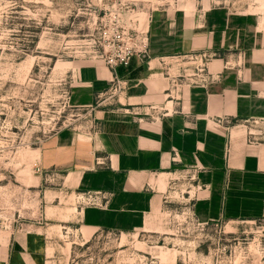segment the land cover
<instances>
[{
    "label": "crops",
    "instance_id": "obj_1",
    "mask_svg": "<svg viewBox=\"0 0 264 264\" xmlns=\"http://www.w3.org/2000/svg\"><path fill=\"white\" fill-rule=\"evenodd\" d=\"M193 67L207 81L194 82ZM117 75L126 86L109 108L116 73L100 62L81 66L70 103L97 127L59 133L42 154L45 167L66 168V188L106 203L78 209L80 229L141 230L182 175L200 223L264 218V141L246 125L264 119L263 24L225 8L155 11L145 54ZM45 256L40 233L0 243V264H46Z\"/></svg>",
    "mask_w": 264,
    "mask_h": 264
},
{
    "label": "rangeland",
    "instance_id": "obj_2",
    "mask_svg": "<svg viewBox=\"0 0 264 264\" xmlns=\"http://www.w3.org/2000/svg\"><path fill=\"white\" fill-rule=\"evenodd\" d=\"M209 8L264 25V0H0V243L40 233L46 264H264V218L200 223L184 195L189 175L171 183L172 199L141 230L92 235L77 218L94 205L65 187V167L42 164L59 133L97 127L70 103L82 65L100 62L121 75L145 54L153 12ZM107 97L109 108L119 105L114 83ZM246 125L264 141V119Z\"/></svg>",
    "mask_w": 264,
    "mask_h": 264
},
{
    "label": "built area",
    "instance_id": "obj_3",
    "mask_svg": "<svg viewBox=\"0 0 264 264\" xmlns=\"http://www.w3.org/2000/svg\"><path fill=\"white\" fill-rule=\"evenodd\" d=\"M195 60L198 61L197 58H195ZM195 71H196V74L193 76L194 82L195 81L196 82L197 81H201V82L207 81V78H203V77L198 76V72H199L198 67H196ZM115 73H116V70H115ZM114 84H115V86H117V89L120 90L121 93H122V90L126 86L125 83L123 81H121V79L118 77L117 73H116V82ZM84 195L86 196V199L89 202H91L94 206H105L106 205V203L105 204L103 203V199H101L97 195H95V196H92L91 194H84Z\"/></svg>",
    "mask_w": 264,
    "mask_h": 264
}]
</instances>
